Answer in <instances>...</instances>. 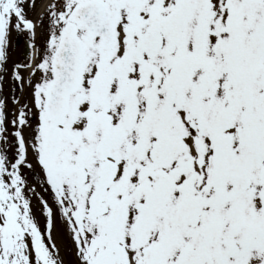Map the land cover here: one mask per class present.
I'll list each match as a JSON object with an SVG mask.
<instances>
[{
    "label": "snow or ice",
    "instance_id": "1",
    "mask_svg": "<svg viewBox=\"0 0 264 264\" xmlns=\"http://www.w3.org/2000/svg\"><path fill=\"white\" fill-rule=\"evenodd\" d=\"M39 3L0 0V264H264V0Z\"/></svg>",
    "mask_w": 264,
    "mask_h": 264
},
{
    "label": "rangeland",
    "instance_id": "2",
    "mask_svg": "<svg viewBox=\"0 0 264 264\" xmlns=\"http://www.w3.org/2000/svg\"><path fill=\"white\" fill-rule=\"evenodd\" d=\"M42 0H40V2H41ZM39 5H40V3L38 4V7H37V9H36V11L38 12V9H39ZM34 15V14H33ZM15 32H13L12 33V38H11V40H12V42H11V49H10V61H9V64L11 65V62L12 61H17V58H16V56H17V53L19 52V49H17L16 50V48H15V45H14V42H15ZM10 81H9V83L8 84H6L5 85V91H7L8 90V87L10 86Z\"/></svg>",
    "mask_w": 264,
    "mask_h": 264
},
{
    "label": "bare ground",
    "instance_id": "3",
    "mask_svg": "<svg viewBox=\"0 0 264 264\" xmlns=\"http://www.w3.org/2000/svg\"><path fill=\"white\" fill-rule=\"evenodd\" d=\"M43 3H46V0H45ZM42 5H43V4H42ZM42 5H41V7H42ZM41 7H40V8H41Z\"/></svg>",
    "mask_w": 264,
    "mask_h": 264
}]
</instances>
